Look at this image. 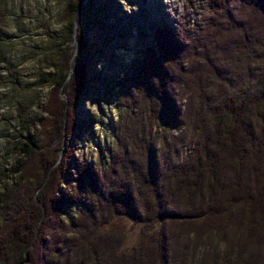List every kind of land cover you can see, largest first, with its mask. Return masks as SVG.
<instances>
[{
  "label": "trees",
  "instance_id": "1",
  "mask_svg": "<svg viewBox=\"0 0 264 264\" xmlns=\"http://www.w3.org/2000/svg\"><path fill=\"white\" fill-rule=\"evenodd\" d=\"M75 24L58 42L62 70L44 81L40 127L24 135L15 185L0 192V264H264V0H208L195 25L157 27L120 82L116 150L106 148L105 169L76 161L66 198L56 192L71 153L51 169L50 143L72 127L86 83ZM3 37L0 27V49ZM63 200L79 203L68 226L56 217ZM123 217L141 222L131 248L112 224Z\"/></svg>",
  "mask_w": 264,
  "mask_h": 264
},
{
  "label": "rangeland",
  "instance_id": "2",
  "mask_svg": "<svg viewBox=\"0 0 264 264\" xmlns=\"http://www.w3.org/2000/svg\"><path fill=\"white\" fill-rule=\"evenodd\" d=\"M1 1L0 27L5 41L0 49V192L15 185L17 173L12 168L23 159L21 147L27 129L36 133L40 127L36 117L50 89L44 81L62 70L63 47L58 42H68L73 18L83 34L81 58L86 83L72 104V127L66 131L64 125L62 135L50 143L58 155L51 169L61 161L65 147L76 158L74 161L69 156L65 160L60 191L56 192L68 198L74 190L76 161L80 167L93 163L105 169L109 153L106 148L116 150L112 131L122 114L117 94L129 72L127 65L135 57H142L146 46L152 44L156 28L164 21L173 27L201 21L208 0H83L76 15L68 10L74 0ZM73 35L76 41L72 40L69 48L76 55L80 41L77 33ZM59 97L65 101L66 110V92L60 90ZM30 181L28 191L35 185V180ZM63 201L56 217L68 226L69 215L78 214L79 203ZM112 224L125 235V248H131L142 235L141 222L131 217ZM64 231L61 225L56 231L54 228L56 235ZM67 234L73 232L68 230Z\"/></svg>",
  "mask_w": 264,
  "mask_h": 264
},
{
  "label": "water",
  "instance_id": "3",
  "mask_svg": "<svg viewBox=\"0 0 264 264\" xmlns=\"http://www.w3.org/2000/svg\"><path fill=\"white\" fill-rule=\"evenodd\" d=\"M75 28H76V24H75ZM74 40L76 41V35H74ZM73 56H74V54H73ZM73 56H72V58H73ZM72 60V59H71ZM71 62V61H70ZM70 68H71V64H70ZM72 70V69H71ZM70 70V71H71Z\"/></svg>",
  "mask_w": 264,
  "mask_h": 264
}]
</instances>
